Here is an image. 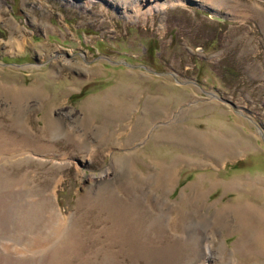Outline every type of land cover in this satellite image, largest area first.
I'll return each instance as SVG.
<instances>
[{
    "label": "rangeland",
    "instance_id": "374dc122",
    "mask_svg": "<svg viewBox=\"0 0 264 264\" xmlns=\"http://www.w3.org/2000/svg\"><path fill=\"white\" fill-rule=\"evenodd\" d=\"M160 1L0 0V264H264V0Z\"/></svg>",
    "mask_w": 264,
    "mask_h": 264
},
{
    "label": "bare ground",
    "instance_id": "6f19581e",
    "mask_svg": "<svg viewBox=\"0 0 264 264\" xmlns=\"http://www.w3.org/2000/svg\"><path fill=\"white\" fill-rule=\"evenodd\" d=\"M134 1V0H133ZM174 1L176 0H171L170 2H167V1H160V2H156L154 5H152L151 7L148 8V10H151V9H155V10H162L167 4L169 3H173ZM141 4V2L137 3V7ZM135 5V3H134ZM125 9V8H124ZM137 11V9H135ZM127 11V12H126ZM124 12L126 14H129L128 10H124Z\"/></svg>",
    "mask_w": 264,
    "mask_h": 264
}]
</instances>
